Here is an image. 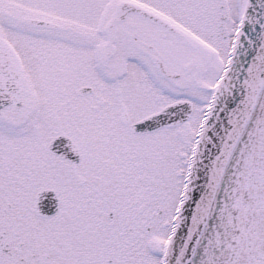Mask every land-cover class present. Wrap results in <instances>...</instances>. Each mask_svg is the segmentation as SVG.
<instances>
[{
    "label": "snow or ice",
    "instance_id": "snow-or-ice-1",
    "mask_svg": "<svg viewBox=\"0 0 264 264\" xmlns=\"http://www.w3.org/2000/svg\"><path fill=\"white\" fill-rule=\"evenodd\" d=\"M0 264H264V0H0Z\"/></svg>",
    "mask_w": 264,
    "mask_h": 264
}]
</instances>
